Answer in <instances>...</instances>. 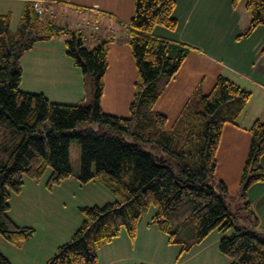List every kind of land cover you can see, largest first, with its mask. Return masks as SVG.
<instances>
[{"label":"trees","instance_id":"trees-1","mask_svg":"<svg viewBox=\"0 0 264 264\" xmlns=\"http://www.w3.org/2000/svg\"><path fill=\"white\" fill-rule=\"evenodd\" d=\"M239 0H231L236 5ZM175 0H134L126 23L127 43L136 68L129 114L103 111L101 95L107 69L108 44L102 40L87 48L80 34L54 26L25 1L18 23L11 27V12H0V123L4 118L21 131V138L4 145L0 158V234L14 245L32 236L35 228L17 224L8 214V197L19 192L23 177L37 180L47 167V189L69 177V142L79 145L77 178L98 181L115 198L102 204L79 207L82 219L69 238L58 244L46 264H97V250L121 230L133 239L140 219L150 207L151 217L170 243L181 251L200 242L210 231L230 230L218 241L229 264H264V230L246 190L264 177V118L248 127L250 140L240 173L236 210L227 205L228 189L215 178L216 151L225 122L235 123L250 91L218 74L206 93L194 92L170 128L167 116L153 109L160 92L153 81L172 78L187 57L190 45L154 35L155 25L176 27ZM250 18L242 35L264 25V0H246ZM65 34V53L74 66L92 78L91 103H62L40 92L20 88L24 52L36 42ZM260 52L264 53V38ZM91 119L99 125L77 128ZM139 141H126L123 133ZM144 146H147L145 148ZM0 264H12L0 252ZM143 264V263H139Z\"/></svg>","mask_w":264,"mask_h":264},{"label":"crops","instance_id":"crops-1","mask_svg":"<svg viewBox=\"0 0 264 264\" xmlns=\"http://www.w3.org/2000/svg\"><path fill=\"white\" fill-rule=\"evenodd\" d=\"M25 1H38L42 6L41 16L54 26L77 31L83 40L86 30L94 34L91 45L106 40L108 44L107 69L104 75L101 107L103 111L126 116L132 99L136 68L127 43L126 23L133 14V0H0V12H11V27L18 23ZM246 0L236 5L231 0H175L173 16L177 24L174 29L155 25L153 34L167 37L187 45L192 50L178 69L185 70L193 91L198 80L196 63L203 66L208 60L204 45L217 49L216 54L232 58V52L225 50L228 43H241L238 48V62L244 66H219L231 71L237 84L250 91L243 111L235 123L225 122L216 151L215 178L222 180L227 189V205L236 210L242 202L238 195L240 173L250 140L248 127L256 118H264V53L260 52L264 38V25L256 26L248 35H242L250 13L245 7ZM59 6V7H58ZM81 6V9H75ZM82 12V13H81ZM56 13V15L54 14ZM85 21V23H83ZM82 31V32H81ZM65 34L36 42L26 50L20 59V88L29 92H40L51 101L62 103H91L93 96L92 79L74 66L65 53ZM189 58V60H188ZM233 59V58H232ZM176 72V73H177ZM233 79V78H230ZM194 85V87H193ZM89 88V89H88ZM157 102V101H156ZM264 166V153L260 156ZM75 176V177H74ZM76 174L59 184L73 180ZM53 194L52 191L47 196ZM250 208L257 218L255 228L264 230V177L249 185L246 190ZM41 194L36 195L39 199ZM235 200V202L233 201ZM238 204V207L235 205ZM152 206L140 219L135 237L131 239L125 230L97 250V264H229L218 249L219 239L230 230L219 228L210 231L200 242L181 251L180 243H170L167 235L154 223ZM24 225V224H20ZM62 243V242H61ZM58 244H56L57 246ZM14 246H20L14 245ZM56 246L51 247V251ZM20 248V247H18ZM48 254L37 264H46ZM29 264H34L32 261Z\"/></svg>","mask_w":264,"mask_h":264},{"label":"rangeland","instance_id":"rangeland-1","mask_svg":"<svg viewBox=\"0 0 264 264\" xmlns=\"http://www.w3.org/2000/svg\"><path fill=\"white\" fill-rule=\"evenodd\" d=\"M134 1V0H133ZM59 7V6H58ZM75 9H81V6H75ZM82 13V12H81ZM56 15V13H54ZM85 23V21H83ZM14 28V24H13ZM83 40L84 46L91 48V39L94 34L86 30ZM82 32V31H81ZM224 43L225 50L232 52L230 57L216 54L217 49L210 45H204L199 42L205 49L203 56L208 60L204 66L198 62L196 69L198 72V80L194 83L196 86L193 91H189L190 77L187 79L185 70L181 69L172 77L168 78L159 75L154 81L153 86L160 92L157 102L153 109L167 116L165 127L170 128L180 111L189 102L192 94L196 91L201 93L208 92L213 86L218 74L224 75L231 80H238V77L230 71L219 66L225 63L230 66H244L245 61L238 62V48L241 43ZM97 44V43H96ZM192 48H190V51ZM189 60V58H188ZM86 79H92L89 73H86ZM235 82V81H234ZM237 83V82H236ZM89 89V88H88ZM190 103V102H189ZM82 105H88V101H83ZM129 114V110L124 112ZM92 126L93 129H99V125L95 123L91 116L79 122L77 128ZM22 136L14 124L4 118L0 123V158H6L8 150L3 148L4 145H10L12 142L18 141ZM126 141H139L135 135L129 132L123 133ZM147 148V146H144ZM69 163L73 174H78L79 169V145L75 139L69 142ZM50 168L47 167L39 179L34 180L27 176L23 177V184L19 192H11L8 197L9 208L7 214L17 223L33 226L35 231L32 236L20 242V248L14 246L0 234V252L4 254L12 264H34L39 263L45 256H52L51 247L66 241L72 231L79 225L82 214L79 210L80 206L102 204L111 201L115 196L98 181L90 179L86 182L80 181L77 176L73 180L56 184L51 189H47L46 180ZM75 177V176H74ZM52 191L53 194L47 196ZM41 194L39 199L36 195ZM235 202V200H233ZM238 207V204L235 205ZM54 252V251H53Z\"/></svg>","mask_w":264,"mask_h":264},{"label":"built area","instance_id":"built-area-1","mask_svg":"<svg viewBox=\"0 0 264 264\" xmlns=\"http://www.w3.org/2000/svg\"><path fill=\"white\" fill-rule=\"evenodd\" d=\"M33 7L38 13H42V6L38 1L33 2Z\"/></svg>","mask_w":264,"mask_h":264}]
</instances>
